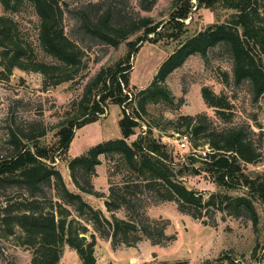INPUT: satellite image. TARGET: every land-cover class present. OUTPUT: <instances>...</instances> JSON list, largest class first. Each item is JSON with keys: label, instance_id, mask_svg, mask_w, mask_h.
Returning <instances> with one entry per match:
<instances>
[{"label": "trees", "instance_id": "trees-1", "mask_svg": "<svg viewBox=\"0 0 264 264\" xmlns=\"http://www.w3.org/2000/svg\"><path fill=\"white\" fill-rule=\"evenodd\" d=\"M0 1L6 10L13 12L19 11L26 1L32 5L39 18L38 46L45 55L39 58L34 53L35 48L19 37L18 22L10 16H0V79H8L14 68H20L43 74L45 84L58 85L73 80L79 70L86 67L85 51L66 33L63 0ZM156 1L142 0L141 4L144 10H150ZM97 6L98 3L85 5L77 11V18L98 41L118 47L132 34L142 32L143 35L129 42L124 59L115 66L102 68L87 84L77 112L61 122L56 148L40 142L46 130L38 126L11 132L14 152L0 156V188L8 185L23 188L29 197L8 199L3 205L1 220L8 234L15 233V226L22 228L25 233L23 243L36 247L33 264H59L65 243L78 252L84 264H96V237L92 235V240L87 243L77 230L67 227L66 219L62 217L65 209L61 199L73 205L79 215H86L102 236L111 238L114 247L122 244L134 246L144 238L154 245L172 242L176 235L167 233L168 220L164 224L149 217L138 220V216L144 215L143 212L139 215V209L144 208L140 196L144 190L150 192L149 200L152 198L154 204L175 201L179 210L195 218L203 217L202 211L213 207L236 215L246 213L257 226L259 215L250 193L241 196L215 193L204 201L198 192L183 183V177L201 172L210 173L220 188L234 189L244 180L250 192L259 193L264 202V181L248 178L243 172L244 164L256 163L261 157L245 127L213 129L204 143L210 147L208 152L205 155L190 153L184 161L176 158L173 145L156 137L151 129L131 141L130 138L137 134L140 110H145L146 98L165 93L162 87L154 89L153 86L165 82L191 56L201 54L206 57L215 47L223 46L230 53L235 83L248 82L254 100L264 95V0H174L170 19L165 25L155 22L152 17L141 16H134L131 21L121 24L114 22L110 10L100 14L102 9ZM202 8L213 11L218 16L217 21L187 37L163 61L152 83L140 90L144 96L139 107L130 110L134 96L130 88V62L139 50V43L144 39L153 43L165 38L179 40L187 30L186 20L193 19L195 11ZM202 94L205 103L215 109L218 119L228 120L232 116L233 105L227 93L204 87ZM109 104L122 107L121 137L108 139L87 153L69 159L68 167L80 192L101 197L103 195L91 182L96 167L102 163L101 156L121 157L135 179L134 183L111 185L105 202L108 211L113 212L111 218L87 203L80 192L69 190L55 166L57 154L61 156L68 152L76 129L99 120ZM206 120L203 115H182L178 129L186 125L199 135L207 129ZM53 183L58 199L53 209H47L40 194ZM121 208L129 212V219L115 215L114 211ZM56 213L61 216L59 219Z\"/></svg>", "mask_w": 264, "mask_h": 264}, {"label": "rangeland", "instance_id": "rangeland-1", "mask_svg": "<svg viewBox=\"0 0 264 264\" xmlns=\"http://www.w3.org/2000/svg\"><path fill=\"white\" fill-rule=\"evenodd\" d=\"M63 1L66 33L85 51L86 67L81 68L73 80L58 85L45 84L43 74L20 68H14L8 79H0V156H8L14 152L12 131H25L31 126L45 129L46 135L40 142L52 149L56 148L61 122L77 112L87 84L102 68L115 66L124 59L128 53L129 42L136 41L143 35L142 32L132 34L118 47L102 43L81 26L77 18L78 10L89 3H98L97 8L102 9L100 14L110 10L114 22L125 24L134 16H141L152 17L155 22L165 25L170 19L174 2L157 0L150 10H144L142 0ZM0 16H10L18 22L19 37L35 48V55L38 54L39 58L45 57L38 46L39 18L28 1L16 12L6 10L0 1ZM217 17L209 9H198L193 14V19L186 20L187 30L179 40L165 38L153 43L144 39L139 43V50L130 62V88L134 93L130 110L132 107H139V102L144 96L140 90L146 89L152 83L163 61L187 37L216 22ZM46 59L50 61V58ZM158 86L162 87L165 93L146 98V108L144 111L140 110V126L130 141L144 128L151 129L156 137L173 145L176 158L184 161L190 153L205 155L208 152L210 147L204 143L213 129L243 126L261 155L256 163L244 164L243 172L248 178L264 181V95L254 100L248 82H234L233 60L225 47L211 49L206 57L201 54L191 56L183 66L170 74L165 82L153 88ZM204 87H211L217 93L224 91L229 95L233 114L228 120L218 119L215 109L205 103L202 94ZM182 115L205 116L207 129L199 135H195L186 125L178 129ZM122 116L121 106L109 104L99 120L76 129L66 154H57L55 166L62 173L69 190L80 192L72 180L68 160L87 153L90 148L101 142L121 137L119 120ZM182 133L190 136L189 147L185 150H179L174 142L178 134ZM101 159L102 163L96 167V174L91 182L95 190L103 196L80 193L87 203L111 218L113 212L108 211L105 204L111 185L134 183L135 177L128 171L121 157L115 155L111 158L103 155ZM183 183L198 192L204 201L215 193L230 196L250 193L259 215L258 225L255 226L246 213L236 215L228 210L222 211L213 207L204 209L203 217L195 218L179 210L175 201L154 204L152 198L149 200L151 194L147 190H144L143 194L140 193L144 208L139 209V215L141 212L144 215L138 216V220L149 217L151 220H160L163 224L168 220L170 224L167 233L176 235L172 242L154 245L151 240L144 238L134 246L122 244L114 247L111 238L102 236L86 215H79L73 205L60 199L65 209L62 217L66 219L67 227L77 230L81 236H87L85 242H90L92 235L96 237V264H264V202L260 194L250 192V187L244 180L240 181V187L220 188L215 184L213 176L207 172L183 177ZM54 187L53 183L40 194L47 209H53L58 199ZM28 197L29 193L23 188L11 185L0 188V264H33L36 247L23 243L25 233L19 226H15V233L9 235L1 220V214L4 215L2 208L8 199L20 200ZM55 207L57 208V205ZM114 213L120 218H130L125 208ZM59 217L61 216L56 213V218ZM59 264L84 263L78 252L65 243Z\"/></svg>", "mask_w": 264, "mask_h": 264}, {"label": "built area", "instance_id": "built-area-1", "mask_svg": "<svg viewBox=\"0 0 264 264\" xmlns=\"http://www.w3.org/2000/svg\"><path fill=\"white\" fill-rule=\"evenodd\" d=\"M129 95L132 97L131 93H129ZM146 129L144 128L143 131L139 132L138 134H146ZM176 147L179 149V150H185L189 147V144H190V137L188 134L186 133H182V134H178V136L175 138L174 140Z\"/></svg>", "mask_w": 264, "mask_h": 264}, {"label": "water", "instance_id": "water-1", "mask_svg": "<svg viewBox=\"0 0 264 264\" xmlns=\"http://www.w3.org/2000/svg\"><path fill=\"white\" fill-rule=\"evenodd\" d=\"M82 238H83V239H86V238H87V236L83 235V236H82Z\"/></svg>", "mask_w": 264, "mask_h": 264}]
</instances>
